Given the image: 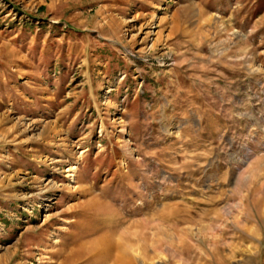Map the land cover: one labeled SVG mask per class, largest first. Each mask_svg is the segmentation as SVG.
Masks as SVG:
<instances>
[{
  "label": "rangeland",
  "instance_id": "obj_1",
  "mask_svg": "<svg viewBox=\"0 0 264 264\" xmlns=\"http://www.w3.org/2000/svg\"><path fill=\"white\" fill-rule=\"evenodd\" d=\"M105 242L264 264V0H0V264Z\"/></svg>",
  "mask_w": 264,
  "mask_h": 264
},
{
  "label": "bare ground",
  "instance_id": "obj_2",
  "mask_svg": "<svg viewBox=\"0 0 264 264\" xmlns=\"http://www.w3.org/2000/svg\"><path fill=\"white\" fill-rule=\"evenodd\" d=\"M107 244L105 242L99 251L95 250L96 246H98L96 244L88 247L82 245L83 247H80L78 252H73L63 257L60 264H72L78 260H82L81 264H125L124 257L112 254L113 250H117V247L114 246L115 249L113 248L107 251L106 247L109 246Z\"/></svg>",
  "mask_w": 264,
  "mask_h": 264
}]
</instances>
